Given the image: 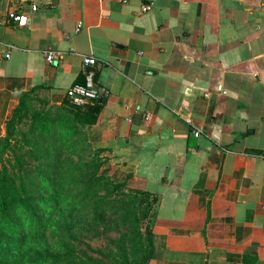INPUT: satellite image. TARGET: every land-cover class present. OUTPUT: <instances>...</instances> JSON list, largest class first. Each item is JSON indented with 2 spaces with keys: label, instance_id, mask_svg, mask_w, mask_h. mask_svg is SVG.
<instances>
[{
  "label": "crops",
  "instance_id": "obj_1",
  "mask_svg": "<svg viewBox=\"0 0 264 264\" xmlns=\"http://www.w3.org/2000/svg\"><path fill=\"white\" fill-rule=\"evenodd\" d=\"M83 58L89 151L158 199L148 264H264V0H0V133L24 93L63 105Z\"/></svg>",
  "mask_w": 264,
  "mask_h": 264
},
{
  "label": "trees",
  "instance_id": "obj_2",
  "mask_svg": "<svg viewBox=\"0 0 264 264\" xmlns=\"http://www.w3.org/2000/svg\"><path fill=\"white\" fill-rule=\"evenodd\" d=\"M32 93L0 133V264H148L158 199L112 181L89 151L82 128L102 103L51 109Z\"/></svg>",
  "mask_w": 264,
  "mask_h": 264
},
{
  "label": "built area",
  "instance_id": "obj_3",
  "mask_svg": "<svg viewBox=\"0 0 264 264\" xmlns=\"http://www.w3.org/2000/svg\"><path fill=\"white\" fill-rule=\"evenodd\" d=\"M32 11H35L36 8L32 7ZM149 8L144 6L143 11L148 10ZM7 19L11 22H14L18 25L26 24V16L24 14L16 13L15 11L7 12ZM7 56V55H6ZM56 59V53L46 52L45 60L51 62ZM84 72V83L83 84H73L66 92L67 101L69 104L76 107H86L91 102L95 101L98 98L97 89L95 87L94 72L89 68H93L96 65V62L93 58H83L82 60ZM146 119H149V116H146ZM195 137H198V133H194Z\"/></svg>",
  "mask_w": 264,
  "mask_h": 264
},
{
  "label": "rangeland",
  "instance_id": "obj_4",
  "mask_svg": "<svg viewBox=\"0 0 264 264\" xmlns=\"http://www.w3.org/2000/svg\"><path fill=\"white\" fill-rule=\"evenodd\" d=\"M41 106V104H39L38 102H36V101H33L32 103H30V108L31 109H36V108H39ZM63 199H65V198H63ZM69 210V209H68ZM67 215V214H66ZM65 215V217H66V222L67 223H70L71 222V216H69V215H67L66 216ZM73 215L76 217V218H78V221H80V220H82L83 219V216H85L84 215V212L80 209V210H78V212H75V213H73ZM74 218V217H73ZM80 225H82V222H78V225L77 226H80Z\"/></svg>",
  "mask_w": 264,
  "mask_h": 264
},
{
  "label": "water",
  "instance_id": "obj_5",
  "mask_svg": "<svg viewBox=\"0 0 264 264\" xmlns=\"http://www.w3.org/2000/svg\"><path fill=\"white\" fill-rule=\"evenodd\" d=\"M97 101H99V100H97Z\"/></svg>",
  "mask_w": 264,
  "mask_h": 264
}]
</instances>
